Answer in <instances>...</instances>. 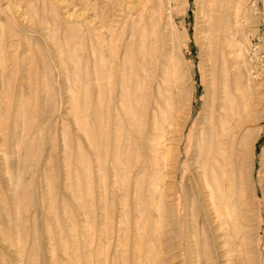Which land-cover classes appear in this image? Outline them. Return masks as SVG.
I'll return each instance as SVG.
<instances>
[{
  "label": "rangeland",
  "instance_id": "1",
  "mask_svg": "<svg viewBox=\"0 0 264 264\" xmlns=\"http://www.w3.org/2000/svg\"><path fill=\"white\" fill-rule=\"evenodd\" d=\"M207 1L47 0L45 6L34 4L37 22L45 29L42 34L28 29V22L17 16L14 1L0 0V102L5 63L17 59L19 69L29 67L33 78L31 111L27 114L26 108L16 118L17 126L9 121L5 130L6 136L18 131L22 136L28 127L31 130L21 137L23 157L11 164L14 182L9 193L16 207L13 237L22 264H132L127 251L132 193L129 191V196L127 187L131 184L127 171L124 172L128 166L126 143L131 137L125 116L128 117L131 101L123 93L128 83L122 84L118 74L128 71L132 63L127 43L132 40L136 49L142 39L147 45H152L154 39L155 46L161 48L160 54L181 65L170 107L171 130H177L178 147L162 186L169 207L168 221H176V225L168 227L162 264H190L187 221L192 239L198 234V240H203L202 222L205 226L204 215H196L199 202L189 192L194 184L196 136L209 105L202 14ZM217 1L221 2L212 3ZM222 1L227 4L228 13L237 11L242 25L238 60L230 65L231 74L239 68L240 76L231 82L228 110L233 118L225 130L229 133L230 127L241 139L262 127L253 147V182L250 179L249 183L246 175L249 159L245 160L242 146L236 151L231 175L237 182H246V197L254 203L251 246L256 244V260L264 264V119L260 117L264 113V0ZM21 43L25 46H19ZM116 60L118 64L114 63ZM110 61L115 64L112 63L114 69L105 79L108 83L101 93L97 83L103 79L97 81L93 77L99 71L106 73L101 69ZM247 84L252 90H246ZM158 85L159 82L151 89L149 98L150 102L157 101L163 114L165 102L170 100L163 90L165 102H159ZM28 102L27 93L26 107ZM157 114L160 117V111ZM25 115L28 127L23 125ZM166 137L175 136L168 133ZM1 145L0 140V148ZM165 145L170 146L168 139Z\"/></svg>",
  "mask_w": 264,
  "mask_h": 264
},
{
  "label": "bare ground",
  "instance_id": "2",
  "mask_svg": "<svg viewBox=\"0 0 264 264\" xmlns=\"http://www.w3.org/2000/svg\"><path fill=\"white\" fill-rule=\"evenodd\" d=\"M12 1L16 3L15 12L17 16L28 22V29H35L37 33L44 34L45 29L40 22H37L38 14L35 13L34 4L42 3L45 6L47 0ZM213 3L212 0H208L202 10L203 32L209 67V105H207L206 112L204 111L202 114L201 126L198 130V136H196L195 152L197 158L192 163L194 184L190 187L189 192V195L199 202L196 215L201 216V213L204 215L205 226L202 222L203 240H198V234L192 239L194 235L192 236L190 233V221H187L189 227L187 231L189 259L190 264H258L255 256L256 244L255 247L251 246L253 240L250 234L252 232L251 224L254 221V203L246 197L247 190L246 185H244L246 182L244 184L237 182V178L231 174H234V164L238 156L236 151L239 146H242L245 149V160L249 159L246 175L249 178V183L250 179L253 182V147L262 132V127L259 126L258 129H254L241 139L236 137L235 132L230 127L229 133L225 130V125L233 118L232 113L228 110L230 107L229 96L232 95L231 82L233 83V80L240 76L239 68L234 69V73L231 74L230 65L231 62L238 60L236 55L239 50L237 42L239 43L238 34L242 35V25L241 17L236 10L228 13L227 4L222 0ZM4 34L3 32L1 36L4 37ZM37 36L40 37L39 34H36ZM29 41L27 39V45L28 48H31L32 43ZM119 42L121 41L119 40ZM154 42L153 39L152 45H147V41L142 39L139 48L136 50L135 43L130 40L126 47L129 51L131 50L132 63L128 71L123 70L118 74L122 84L128 83V89L124 88L123 93L124 96L127 94L131 101L128 117L124 115L128 119L129 125L127 126L131 132V137L126 143L127 159L125 162L128 166L124 172L127 171V179L131 184L127 187V191L132 193L131 204L133 209L129 222V249H127L132 264L164 263V244L169 236L168 227L172 223L176 225V221H168L167 214L169 212L167 213V210L169 207L165 203L162 186L163 179L169 175L172 168L171 160L174 159L178 147V138L175 134L177 130H171L173 125L170 107H173L174 89L179 82L181 65L172 58L166 59L164 54H160L161 48L155 46ZM21 45L23 43L19 46ZM45 46L50 47L49 44ZM6 50L9 52V49ZM15 51L17 52L18 49ZM107 63V66L101 69H105L106 73L99 71V77H93L97 81L103 79L102 83H97L101 93L102 87L107 86L108 82H105V79L109 78L113 64H118L117 60L114 63L111 61ZM232 75L234 76L233 79H231ZM1 77H3V99L0 102V140L2 142L0 148V264H22L18 244L13 237V213L16 207L14 206V198L9 193L14 182L11 164L16 158L18 161L23 157L21 146L23 139L21 137L25 134L27 136L31 131L26 125V115L23 125L28 128L22 136L19 131L11 132L6 136L8 132L6 133L5 130L9 126V121L17 126L16 118L20 113L24 114L26 108L28 109L27 114L31 111L30 107L34 102L33 78L29 67L24 66L23 70L19 69L17 59H13L11 64L5 63L1 70ZM88 82L90 84V79ZM158 82L157 95L160 97L164 90L168 92L170 100L169 102L162 100L164 99L162 93L159 102L160 100L165 102L163 114L157 101L150 102L149 98V92ZM27 87L28 91H26ZM251 88L247 84L246 90ZM27 93L29 97L28 107L25 106ZM159 111L162 121H159L160 117L157 114ZM125 113L127 114V112ZM149 116L151 117L150 120ZM114 117L116 116L114 115ZM260 117L264 119V113ZM231 124L229 123L227 126ZM25 129L26 127H24ZM168 133L175 137L167 138ZM166 139L169 140L170 144L168 148L165 145ZM117 146L121 148L122 144L119 143ZM252 187L251 185L249 190ZM201 221L199 222L201 223Z\"/></svg>",
  "mask_w": 264,
  "mask_h": 264
}]
</instances>
